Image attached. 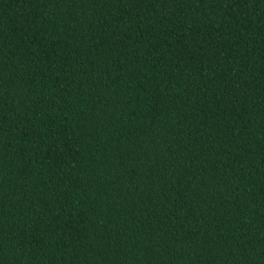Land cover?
Segmentation results:
<instances>
[{
  "label": "trees",
  "instance_id": "16d2710c",
  "mask_svg": "<svg viewBox=\"0 0 264 264\" xmlns=\"http://www.w3.org/2000/svg\"><path fill=\"white\" fill-rule=\"evenodd\" d=\"M0 264H264V0H0Z\"/></svg>",
  "mask_w": 264,
  "mask_h": 264
}]
</instances>
